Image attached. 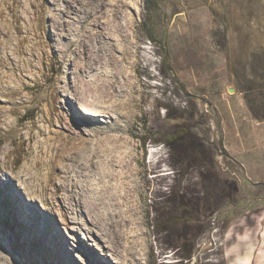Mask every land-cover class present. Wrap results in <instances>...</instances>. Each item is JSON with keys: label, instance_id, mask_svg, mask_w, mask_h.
<instances>
[{"label": "rangeland", "instance_id": "obj_1", "mask_svg": "<svg viewBox=\"0 0 264 264\" xmlns=\"http://www.w3.org/2000/svg\"><path fill=\"white\" fill-rule=\"evenodd\" d=\"M105 1L124 3L139 29L142 62L127 65L131 85L125 88L134 98L141 90L148 98L142 111L134 105L122 118L118 102H110L112 119L99 115L100 122L90 124L95 132L80 123L82 129L47 142L51 128L63 131L59 113H86L64 89L75 82L70 68L76 55L59 63L55 52L59 41H75V19L92 16L97 0H0V147L11 148L9 171L15 176L8 186L0 174V264H129L124 247L105 228H95L85 243L77 207L78 222L71 223L84 244L75 252L68 246L79 243L55 230V216L42 203L33 207L35 190H24L18 177L24 178V164L35 152L47 158L56 148L60 155L76 149L78 161L96 155L104 166L131 161L116 177L105 167L97 175L102 182L93 181L120 195L129 189L107 197L105 208L122 218L121 203L133 204L138 233L150 240L138 264H228L231 224L264 209V0ZM66 18L71 34L63 39L55 27ZM136 74L141 82L132 78ZM191 137L202 141L205 152L186 146Z\"/></svg>", "mask_w": 264, "mask_h": 264}, {"label": "bare ground", "instance_id": "obj_2", "mask_svg": "<svg viewBox=\"0 0 264 264\" xmlns=\"http://www.w3.org/2000/svg\"><path fill=\"white\" fill-rule=\"evenodd\" d=\"M123 4L109 5L105 0H97V6L93 12L94 14H91L92 16L89 17L87 15L89 18L87 17L83 20L75 19V22L80 23L77 27L78 32L75 41L58 42L61 49L59 48L55 52V56L59 63L66 60L65 58L69 53L76 55L74 57L76 61L74 59L73 62L71 61L70 68L76 73L75 82L70 85L67 84L64 89L67 96L71 95L79 100L80 108L85 110L86 113L79 111L76 118L68 113L69 117L59 113L56 118L60 129L63 131L51 128L46 137L47 142L57 138V141L60 140L62 133L71 132L70 129L73 127L82 129L80 123L90 127V132H95L96 126H90V124L96 125L99 123V115H103L106 120L112 119L111 111L106 107L110 102H118L117 107L121 108V118L130 115L134 111V105L138 110H143L145 101L148 98L144 91L141 90L140 93L138 91L139 97L134 98L125 88L127 84L131 83L126 70L127 65L132 68L133 65L141 63L142 59L137 55V46L140 41L139 29L135 28L136 26L134 27V22L130 17L127 18ZM70 23L72 22L66 18L64 21L58 22L55 27V30L59 32L63 39L71 34L69 27L66 28V25ZM133 76V79L141 82L137 74ZM119 94H121V97L115 99ZM88 95L93 96L95 101H85L83 98ZM126 95H128L127 98H125ZM135 101L136 103L134 104ZM41 142L43 143L42 140ZM58 142L56 145H59ZM72 145L70 147L73 149ZM3 146L0 147V174L6 176V185L8 184L9 186L15 177L9 171L14 166L10 160L12 150L9 146ZM56 149L58 150L57 154L54 152L56 155H48L47 158L42 156V150L35 152L32 160L24 164V178L18 177V181H23L24 190L30 191L32 188L35 190L36 195L32 198L33 207L36 208V205L42 203L45 210L51 216L53 215L52 217L55 216L59 223V227L57 224L55 230L62 234L63 229L66 241L69 243L71 241L79 243V247L70 243L68 247L71 252L78 251V249L81 250V245L84 244L78 235V230L75 229L76 226L72 224L78 222L76 216L73 215L78 208L79 214L82 216L81 221H79L80 226L87 231V235L84 238L85 243L89 244L95 228L98 231L105 228L113 233L114 242L124 247L128 258L127 263L138 264L141 251L144 246L150 244V240L147 233H138L137 226L141 224V221L136 217L137 214L134 211L133 204L130 201L121 203V210L124 209L125 214L122 218H118L117 214H108L105 208L109 205L107 197L114 196L119 198L121 195L127 194L129 189L120 195V192L118 193L114 189L102 186L103 183H99L101 187L93 181L97 177V183L98 181L102 182L98 176L104 175L105 167L116 177L120 173L119 168L130 166L131 161H122L120 164L110 162L104 166L103 160L96 155H90L84 161L80 158V162L79 157L78 161L74 152L76 149L71 151L68 149L69 151H64L65 154L60 152L61 155L59 154V148ZM51 162L54 165L50 167ZM159 163L160 161L158 160L153 168H158ZM73 172L74 176L72 175ZM69 181L73 182L72 188V183L69 184ZM112 204L120 208V204L116 200ZM43 215L41 214V216ZM47 216L43 218L47 221L49 218L53 219ZM128 223L129 225L132 224V226L126 228ZM84 256L92 263V255L89 256L88 253L84 252ZM122 263L124 262L122 261Z\"/></svg>", "mask_w": 264, "mask_h": 264}, {"label": "crops", "instance_id": "obj_3", "mask_svg": "<svg viewBox=\"0 0 264 264\" xmlns=\"http://www.w3.org/2000/svg\"><path fill=\"white\" fill-rule=\"evenodd\" d=\"M263 212H247L231 224L225 244L228 264H264Z\"/></svg>", "mask_w": 264, "mask_h": 264}, {"label": "trees", "instance_id": "obj_4", "mask_svg": "<svg viewBox=\"0 0 264 264\" xmlns=\"http://www.w3.org/2000/svg\"><path fill=\"white\" fill-rule=\"evenodd\" d=\"M169 139H170V141H173V143L175 144L176 143V133L175 134L173 133L170 136ZM186 146H188L191 150H193L194 148H196V149H200V151L202 150L203 152H205V149H204L205 148V145L197 137H195V138L194 137H191V138L188 139V141L186 140ZM193 157H195V156H193ZM183 257L190 258L191 255H190V253H184L183 254Z\"/></svg>", "mask_w": 264, "mask_h": 264}]
</instances>
